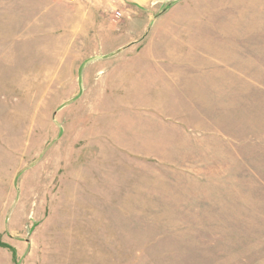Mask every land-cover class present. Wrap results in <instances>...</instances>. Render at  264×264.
Listing matches in <instances>:
<instances>
[{
    "label": "rangeland",
    "instance_id": "rangeland-1",
    "mask_svg": "<svg viewBox=\"0 0 264 264\" xmlns=\"http://www.w3.org/2000/svg\"><path fill=\"white\" fill-rule=\"evenodd\" d=\"M145 52L213 64L208 132ZM0 264H264V0H0Z\"/></svg>",
    "mask_w": 264,
    "mask_h": 264
},
{
    "label": "crops",
    "instance_id": "crops-1",
    "mask_svg": "<svg viewBox=\"0 0 264 264\" xmlns=\"http://www.w3.org/2000/svg\"><path fill=\"white\" fill-rule=\"evenodd\" d=\"M147 55L148 53L145 52L142 56L143 61L132 57L130 69H127L131 71L129 75L131 86L145 79L148 80L147 84L144 83L141 86L140 95L136 93L131 102L141 104V108L147 112L156 111L157 115L164 119H172L174 121L172 126L177 127V133H181V127L189 128V126L195 128L193 134L208 132L205 128H212V115L207 116L205 105L194 108L193 104L211 101L212 92H209L207 99V89L212 90L213 64L209 62L200 67L196 66L194 70L188 64L180 63L172 66V64L161 62L159 57H156L158 54L153 55V61L150 57L151 53L148 59ZM207 76L209 82H207ZM193 77L195 81L191 80ZM191 111L197 116L194 122L189 119ZM207 119L210 120L208 123ZM183 132L188 134L187 130Z\"/></svg>",
    "mask_w": 264,
    "mask_h": 264
},
{
    "label": "built area",
    "instance_id": "built-area-1",
    "mask_svg": "<svg viewBox=\"0 0 264 264\" xmlns=\"http://www.w3.org/2000/svg\"><path fill=\"white\" fill-rule=\"evenodd\" d=\"M69 1L73 2V1H75V0H69Z\"/></svg>",
    "mask_w": 264,
    "mask_h": 264
}]
</instances>
